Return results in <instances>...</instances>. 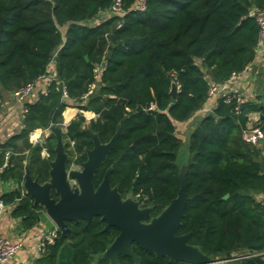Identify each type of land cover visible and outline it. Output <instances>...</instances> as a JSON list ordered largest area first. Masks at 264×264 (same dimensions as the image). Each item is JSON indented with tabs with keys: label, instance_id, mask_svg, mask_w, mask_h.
<instances>
[{
	"label": "trees",
	"instance_id": "16d2710c",
	"mask_svg": "<svg viewBox=\"0 0 264 264\" xmlns=\"http://www.w3.org/2000/svg\"><path fill=\"white\" fill-rule=\"evenodd\" d=\"M116 1L0 0V96L46 75L52 62L57 73L47 92L28 104L20 134L0 145V166L5 153H11L1 177L21 184L28 160L32 178L48 181L56 138L50 135L44 144L32 145L29 135L61 128L64 111L75 107L80 113L63 133L68 168H81L87 160L93 148L88 130L103 144L119 131L95 174L96 188L109 171L122 199L138 197L157 217L177 197L186 169V207L178 235H189V244L212 260L244 254L250 255L244 260L248 264H264V213L258 199L264 194V144L243 138L250 115L264 114V92L239 115L235 102L219 98L210 112L192 120L187 139L177 135L180 123L203 108L209 82L223 84L255 59L259 27L254 11L264 8V0H146L144 12L134 10L138 0H121L123 13L100 18ZM104 61L106 68L96 79L94 70ZM94 82V94L84 99ZM174 83L176 98L170 93ZM86 111L96 114L89 123ZM253 126L264 130L263 122ZM19 140L24 147H18ZM186 140L188 160L181 164L178 152ZM43 149L48 159L42 158ZM2 197L12 203L16 193ZM42 210L23 195L13 214L31 228ZM67 225L70 231L64 238L59 231L40 264H111L100 255L119 235L117 228L104 230L100 217ZM133 251L141 264H187L138 245ZM118 262L134 264L129 256Z\"/></svg>",
	"mask_w": 264,
	"mask_h": 264
},
{
	"label": "water",
	"instance_id": "95a60500",
	"mask_svg": "<svg viewBox=\"0 0 264 264\" xmlns=\"http://www.w3.org/2000/svg\"><path fill=\"white\" fill-rule=\"evenodd\" d=\"M170 93L176 98L178 89L175 83ZM258 118L264 123L262 112L258 113ZM50 131L56 138V147L55 158L49 162L48 181L40 183L37 178H32L27 167L21 191H17V194L19 199L23 195L32 197L34 204L40 205L55 223L62 238L70 231L67 222H91L94 217H100L106 222L104 230L111 227L119 229L114 242L100 255L101 259H107L111 264H119L120 256H129L134 264H141L140 257L133 251V245L171 262L221 264V260H212L191 246L189 235H178L186 207V169H182L180 174L181 187L177 197L151 223L145 224L144 221L151 217V209H139L137 203L129 198L123 200L118 189L111 186L109 171L101 184L97 188L94 186L95 174L112 150L119 131L108 143L103 144L97 135L88 130L93 148L87 151V160L79 169L67 167L68 154L63 144V130L50 126ZM261 169L264 171V159L261 161ZM53 192L58 198L51 196ZM241 264L248 263L243 261Z\"/></svg>",
	"mask_w": 264,
	"mask_h": 264
},
{
	"label": "crops",
	"instance_id": "0c3cea01",
	"mask_svg": "<svg viewBox=\"0 0 264 264\" xmlns=\"http://www.w3.org/2000/svg\"><path fill=\"white\" fill-rule=\"evenodd\" d=\"M251 63V67L247 70H244L240 77L231 85L243 92L248 97V100H255L256 96L264 92V47L258 49L257 55ZM56 78V64L55 62H52L49 66V70L45 78H42L37 82L35 94L31 102H36L39 99L40 93H45L48 90L50 83ZM79 112L80 111L78 110V108L68 107L63 113L64 124L68 126L70 122L76 118ZM199 113L200 112L196 113L190 121L180 123V127L177 130V135L179 137V130L184 127L189 126L188 134L190 133V127L192 126L191 122ZM24 117L25 116L22 112V106L16 101L14 93L3 94L2 96H0V145L5 144L10 139L20 134L23 128ZM250 119L251 123L249 124V126H253L254 124L260 122L258 120V113L251 114ZM42 130L46 138L52 135L50 127ZM28 139L29 143L34 145L30 135ZM17 144L18 147H24L23 140H19ZM1 150L2 149L0 148V154ZM24 152L25 153L23 154L29 157L30 153L27 150ZM41 156L42 158L48 159V151L46 149H43V151L41 152ZM3 161H5V155L3 157ZM28 162V160L24 161V171H26L27 167L28 169H30ZM73 169H79V167L75 166L73 167ZM1 173L2 172H0V195L4 196L14 192L16 193V199L12 203H7V207L0 217V235L13 241L21 240L25 244L24 248L18 254H16L13 258H11L7 263L4 264H40V260L46 254H41L37 249L39 234L42 231L55 228L56 225L47 215V213L46 216L48 217V219H45V221H42L41 218L38 219V224L34 225L31 228L25 226L21 217L14 216L13 211L15 209L16 203L19 200L17 191H21V184L23 182L19 184L16 180L13 179L6 180L1 177Z\"/></svg>",
	"mask_w": 264,
	"mask_h": 264
},
{
	"label": "built area",
	"instance_id": "2783aa9c",
	"mask_svg": "<svg viewBox=\"0 0 264 264\" xmlns=\"http://www.w3.org/2000/svg\"><path fill=\"white\" fill-rule=\"evenodd\" d=\"M134 10L139 12H144L146 10V0H138ZM123 11L124 10L122 8L121 0H117L112 6L111 10L108 13H104V14L108 16V15H114L115 13H123ZM254 16L257 25L259 27L257 49H256V55H257L258 49L264 47V8L262 10H255ZM251 64L252 63H250L244 70L249 69L251 67ZM105 68H106L105 61L102 64L96 66L94 70L96 79H99L101 77ZM243 71L233 72L230 75V78L223 84L209 82L208 97L200 113L210 112L216 101L219 98H224L226 103H230L232 101L235 102L236 105L235 111L236 114L239 115L242 111V108L249 100L248 97L243 92H241L238 88L234 87L231 84L240 77ZM46 75L39 77L34 82L28 83L25 86L13 92L16 101L22 106V112L24 116L28 111V104L31 102L35 94L37 82L40 81L42 78H45ZM96 88H97L96 82L92 83L90 85L88 92L83 96V98L88 99L90 96H92ZM63 98L64 99L68 98V93L65 87L63 88ZM83 114L86 118V114L94 115L95 113L91 111H86L83 112ZM61 128L63 131H66L67 125L63 123ZM30 136L33 140L34 145H42L44 144L46 139L43 130L40 129H36L32 131L30 133ZM243 138L245 139L246 142L253 145L264 144V130L260 127L248 126V128L244 130ZM9 157H10V152H6L4 164L0 166V172H2L3 168L8 166ZM258 199L264 213V194H260L258 196ZM6 207H7V203L0 195V217L4 212V210L6 209ZM58 234H59V229L57 227L50 230L42 231L39 234V241L37 244L38 251L41 254H45L47 251V246L55 242L56 238L58 237ZM24 245H25L24 242L21 240L13 241L9 238L0 235V264L7 263L11 258H13L24 248ZM248 257H250V255L236 254L231 259L221 260V264H227L228 262L234 260L244 261Z\"/></svg>",
	"mask_w": 264,
	"mask_h": 264
},
{
	"label": "rangeland",
	"instance_id": "374dc122",
	"mask_svg": "<svg viewBox=\"0 0 264 264\" xmlns=\"http://www.w3.org/2000/svg\"><path fill=\"white\" fill-rule=\"evenodd\" d=\"M105 16L106 15L104 14V15L100 16V18H105ZM95 118H96V115L95 114L94 115L93 114H86V122L87 123H89L92 119H95ZM193 127H194V125H192L190 127V133L193 131V129H194ZM188 128H189V126L180 129L181 131L179 130V135L183 139L186 138V137H189V135H190V134H188ZM188 153H189V151H188V142L186 140V141H184L182 143V146H181V148H180V150L178 152V162L181 163V164L186 163L187 160H188ZM68 158H69V156H68ZM73 167H75V166L72 165L70 167V169H72ZM129 199H132L134 202H136L139 208H141V209H149V208H146V207L145 208L141 207L142 204H139V202H137L138 200L136 198L130 197ZM40 218L42 219V221H45V219H48V217L46 216V212L44 210L41 211ZM153 219L154 218L150 217L148 220H145L144 223L145 224H149V223L152 222Z\"/></svg>",
	"mask_w": 264,
	"mask_h": 264
},
{
	"label": "flooded vegetation",
	"instance_id": "af4514ba",
	"mask_svg": "<svg viewBox=\"0 0 264 264\" xmlns=\"http://www.w3.org/2000/svg\"><path fill=\"white\" fill-rule=\"evenodd\" d=\"M80 168V167H79ZM56 198H58V197H56ZM133 198H136L138 201L137 202H139V204H142L141 205V207H143V208H150L151 209V217L152 218H155V217H153L152 216V208L151 207H149L147 204H145L143 201H141L140 199H138V197H133ZM124 200V199H123ZM139 208V207H138ZM139 209H141V208H139ZM118 229V228H117ZM118 231H119V229H118Z\"/></svg>",
	"mask_w": 264,
	"mask_h": 264
}]
</instances>
